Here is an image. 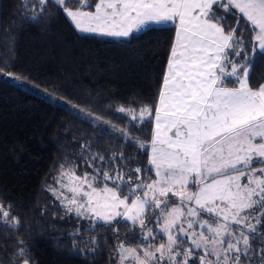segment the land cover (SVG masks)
Listing matches in <instances>:
<instances>
[{
	"label": "snow or ice",
	"instance_id": "6c2138e0",
	"mask_svg": "<svg viewBox=\"0 0 264 264\" xmlns=\"http://www.w3.org/2000/svg\"><path fill=\"white\" fill-rule=\"evenodd\" d=\"M36 2L43 10L48 0ZM55 3L81 32L127 39L153 24H172L175 36L155 108L121 106L116 113L136 125L154 121L147 143L115 131L148 150L143 171L155 179H141V167L128 169L127 179L119 170L110 174L106 169L123 155L113 154L109 163L91 154L84 163L105 167L76 175L74 166L61 165L58 187L47 191L66 214L92 222L93 230L114 221L139 228L137 247L116 245V264H264V247L251 242L264 240L258 231L264 228V84L253 89L249 83L256 54H264V0H77L75 8L68 0ZM244 25L252 33L247 43L237 35ZM85 151L91 153L87 144L76 155ZM10 212L0 203V223L17 228L20 221ZM18 243L13 255L19 264H31V250Z\"/></svg>",
	"mask_w": 264,
	"mask_h": 264
},
{
	"label": "trees",
	"instance_id": "16d2710c",
	"mask_svg": "<svg viewBox=\"0 0 264 264\" xmlns=\"http://www.w3.org/2000/svg\"><path fill=\"white\" fill-rule=\"evenodd\" d=\"M96 2L89 0L91 5ZM68 6L75 8L77 0H68ZM237 35L247 43L252 33L244 25ZM174 36V25L151 27L128 39L81 34L53 0L43 10L36 0L27 5L23 0H0V203L10 206V215L20 221L17 228H11L10 221L0 223V264H19L13 253L21 240L31 250V264H116L118 243H138V227L114 221L111 226L97 223L93 230L91 222L66 214L47 189L55 188L61 165L74 166L76 175L105 167L84 163L91 154L103 155L109 163L113 154L123 155V161L118 158L106 169L110 174L119 170L127 179L128 169L141 167V179L154 177L143 171L148 150L124 142L122 133L115 131L122 129L147 143L154 121L136 125L116 113L121 106L155 108ZM249 83L253 89L264 84V54H256ZM29 86L107 123H93L48 102ZM110 125L112 130L105 131ZM84 144L91 153L76 155ZM136 178L132 172V181ZM113 228L128 239H118ZM258 231L264 228L258 226ZM251 242L254 248L264 247V240Z\"/></svg>",
	"mask_w": 264,
	"mask_h": 264
},
{
	"label": "rangeland",
	"instance_id": "374dc122",
	"mask_svg": "<svg viewBox=\"0 0 264 264\" xmlns=\"http://www.w3.org/2000/svg\"><path fill=\"white\" fill-rule=\"evenodd\" d=\"M53 1H55V0H53ZM66 15V14H65ZM67 17V16H66ZM68 18V17H67ZM69 19V21L71 22V20H70V18H68ZM72 24H73V22H71ZM171 25V24H170ZM73 26H74V24H73ZM163 27H165V26H163ZM150 28V27H149ZM76 29V28H75ZM148 28H145L143 31H145V30H147ZM79 33H81V34H90V35H93L92 33H85V32H81V31H79L78 29H76ZM143 31H140V32H136V33H134V34H139V33H142ZM128 39V38H127ZM29 89H31V90H33L36 94H38L40 97H42V98H44L45 100H47L48 102H51V103H53V104H56V105H59V106H62V107H65L66 109H68V110H70V111H73V112H75V113H78V114H80V115H82L84 118H86L87 120H89V121H91V122H93V123H97V124H102V119L101 118H99V117H97V116H95V115H90V116H87V115H85V113H84V111H83V113H81V110H78V109H76V107L74 106V105H72L71 103H69V102H66V101H64V100H62L61 98H59V97H57L55 94H52V93H50V92H48V91H44V90H40V89H38V88H35V87H32V86H29L28 87ZM98 118V119H97ZM152 179H155V175H154V177L152 178ZM57 185V184H56ZM55 185V188L56 187H58V185L56 186ZM65 194L66 195H70V193H67L66 192V190H65ZM170 202H172V203H175V201L174 200H172V199H170ZM72 216H74V215H72ZM75 217V216H74ZM205 218H207V217H205ZM152 219V215H149V217H148V220L150 221ZM81 220H83V221H87V222H90V221H88V220H84V219H81ZM92 223V222H91ZM148 226L149 227H152L154 230L156 229V226H155V224H152V223H148ZM158 239H159V237H158ZM160 242H164L162 239H161V241ZM123 243H125V244H130V243H128V242H123ZM131 246H133V247H137L138 246V243L137 244H134V245H132V244H130Z\"/></svg>",
	"mask_w": 264,
	"mask_h": 264
},
{
	"label": "crops",
	"instance_id": "0c3cea01",
	"mask_svg": "<svg viewBox=\"0 0 264 264\" xmlns=\"http://www.w3.org/2000/svg\"><path fill=\"white\" fill-rule=\"evenodd\" d=\"M172 25V24H171ZM163 26H170V24H167V25H157V24H153L150 26L151 27H163ZM93 35H96V36H99V37H107V36H100V35H97V34H93ZM107 38H112V39H124V38H113V37H107Z\"/></svg>",
	"mask_w": 264,
	"mask_h": 264
}]
</instances>
